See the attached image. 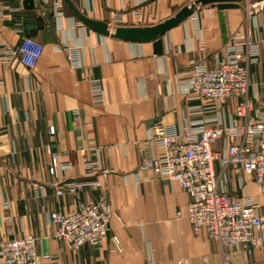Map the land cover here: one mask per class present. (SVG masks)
I'll return each instance as SVG.
<instances>
[{
  "label": "crops",
  "instance_id": "1",
  "mask_svg": "<svg viewBox=\"0 0 264 264\" xmlns=\"http://www.w3.org/2000/svg\"><path fill=\"white\" fill-rule=\"evenodd\" d=\"M32 1L0 0V35L8 46L17 49L22 36L43 45L34 68L18 56L0 65V242L35 236L38 264H224L225 254L235 264H264V242L247 254L221 246L205 230L194 232L187 192L142 166L158 153L149 139L157 123L178 132L202 120L214 128L241 124L240 99H198L178 84L192 63L221 61L236 37L260 47V59L248 64L247 98L264 112V6L253 13L243 1L222 11L198 7L162 36L163 52L157 54L153 42L94 32L63 0ZM72 1L114 31L163 22L187 0ZM69 48L78 50L79 65ZM93 78L102 82L103 103L94 102ZM52 154L67 166L57 177L50 173ZM216 170L228 194L257 201L264 217V196L252 175L219 163ZM70 182L81 187L70 192ZM101 198L109 201L111 217L100 245L75 250L54 237L53 213Z\"/></svg>",
  "mask_w": 264,
  "mask_h": 264
},
{
  "label": "built area",
  "instance_id": "2",
  "mask_svg": "<svg viewBox=\"0 0 264 264\" xmlns=\"http://www.w3.org/2000/svg\"><path fill=\"white\" fill-rule=\"evenodd\" d=\"M263 6L264 0L248 3L252 13ZM18 33L22 34V29L19 28ZM69 51L79 65L78 50L69 48ZM42 52L43 45L32 38L22 36L18 48L13 49L0 35V65H7L18 56L21 63L34 68ZM260 55L258 44L239 36L227 45L226 56L221 61L213 66L192 63L183 71L178 80L183 94L207 100L240 99L236 116L241 124L214 128L202 120L194 124L195 127L178 132L174 127L157 123L151 128L149 139L157 146L158 153L142 160L143 168L178 182L187 192L190 198L187 219L194 232L205 230L209 238L221 246L240 248L247 254H252L264 242V217L258 213L260 204L250 197L228 194L222 188L223 177L217 172L216 164L252 175L264 196V112L254 108L247 98L248 64L258 61ZM90 88L94 102L103 103L101 80L93 78ZM66 167L52 154L50 173L53 176L57 177ZM65 186L73 192L81 184L70 182ZM58 194L63 191L59 190ZM110 217V203L101 198L81 203L73 212L53 213L50 224L56 239L77 250L83 245H100L109 235ZM113 241L116 248L121 249L115 236ZM37 244L38 239L33 235L0 242L1 264H38ZM224 264H235L229 254H225Z\"/></svg>",
  "mask_w": 264,
  "mask_h": 264
},
{
  "label": "water",
  "instance_id": "3",
  "mask_svg": "<svg viewBox=\"0 0 264 264\" xmlns=\"http://www.w3.org/2000/svg\"><path fill=\"white\" fill-rule=\"evenodd\" d=\"M73 15L85 26L103 36L124 41V42H153L154 51L157 54L163 52L162 36L181 24L195 12L198 7L215 5L220 11L237 8L243 0H193L189 5L183 6L173 16L155 25L144 27H117L111 31L106 22L91 19L84 15L73 3L72 0H63ZM24 4L33 5L32 0H24Z\"/></svg>",
  "mask_w": 264,
  "mask_h": 264
},
{
  "label": "rangeland",
  "instance_id": "4",
  "mask_svg": "<svg viewBox=\"0 0 264 264\" xmlns=\"http://www.w3.org/2000/svg\"><path fill=\"white\" fill-rule=\"evenodd\" d=\"M192 1H193V0H187L186 3H185L183 6H185V5H189ZM255 1H257V0H243L245 6H248V3H253V2H255ZM183 6H181V7L178 8V9H176V10H175V13L178 12Z\"/></svg>",
  "mask_w": 264,
  "mask_h": 264
}]
</instances>
